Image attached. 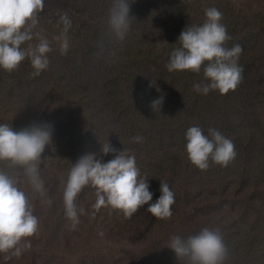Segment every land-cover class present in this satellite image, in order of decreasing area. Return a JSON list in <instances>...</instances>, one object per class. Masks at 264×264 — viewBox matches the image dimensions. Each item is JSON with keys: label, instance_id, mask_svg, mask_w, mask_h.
Here are the masks:
<instances>
[{"label": "rangeland", "instance_id": "rangeland-1", "mask_svg": "<svg viewBox=\"0 0 264 264\" xmlns=\"http://www.w3.org/2000/svg\"><path fill=\"white\" fill-rule=\"evenodd\" d=\"M130 29L114 43L107 26L112 0H44L37 31L51 42L50 61L38 76L30 60L7 72L0 69V124L14 131L33 124L52 126L51 144L41 156L51 207L21 178L20 187L34 204L38 233L31 248L0 264H184L167 247L169 237L218 228L228 248L224 264H264V0H128ZM217 8L231 39L241 45L242 81L233 91L197 93L207 83L200 73L166 69L180 33L205 20V9ZM67 13L69 49L61 54L53 39L59 17ZM103 42L104 51L98 44ZM31 41L30 43H35ZM27 45H22L26 47ZM163 95L160 111L150 103ZM199 126L219 130L235 145L226 167L200 170L188 159L186 130ZM142 137L133 142L132 137ZM134 154L142 177H148L155 201L160 181L175 194L172 216L156 219L142 205L126 219L101 207L93 215L95 190L85 187L76 200L83 208L80 224L70 229L62 192L71 163L97 153L105 142ZM0 169L12 173L5 164ZM100 233H103L101 235Z\"/></svg>", "mask_w": 264, "mask_h": 264}, {"label": "clouds", "instance_id": "clouds-1", "mask_svg": "<svg viewBox=\"0 0 264 264\" xmlns=\"http://www.w3.org/2000/svg\"><path fill=\"white\" fill-rule=\"evenodd\" d=\"M44 9V0H0V69L7 72L16 70L25 59L30 60L32 76H38L49 66L47 53L51 42L37 31L39 14ZM130 4L128 0H112L107 26L114 43L122 42L130 29ZM223 14L215 7L205 9V20L200 25H189L178 38L179 46L169 54L166 69L200 73L207 83L193 85L197 93L208 94L216 90L227 94L241 83L243 67L238 63L243 51L241 45L226 47L231 39L226 26L221 23ZM59 35L53 37L58 43L61 54L69 49L68 31L71 20L67 13L59 17ZM35 43H30L31 41ZM27 45L22 47V45ZM99 52L103 53L104 44L99 42ZM163 95L153 100L150 107L160 111ZM185 150L190 162L198 169L207 170L211 164L226 167L236 157L233 141L219 130L209 128L205 135L201 127L190 126L185 133ZM50 124H33L14 131L9 124H0V163L5 164L12 173L0 169V253H8L6 259L19 257L31 248L27 238L38 233L39 218L34 214V204L26 191L20 187L21 178L48 207L53 200L48 196L46 181L41 177V156L46 145L52 140ZM141 142L142 137L131 138ZM102 155L114 154V158L101 162L97 153L81 155L71 163L62 192L64 214L70 221V229L80 224L83 208L77 207L76 200L85 187L95 190L92 208L98 212L101 207L118 210L128 219L138 209L148 204L147 211L156 219L167 220L172 216L175 194L166 181H160L161 195L155 203L149 191L148 177H142L134 154L117 150L107 141L101 145ZM103 235V233H100ZM177 259L184 264H224L228 248L218 228L203 227L192 235L183 237L172 235L166 244Z\"/></svg>", "mask_w": 264, "mask_h": 264}]
</instances>
